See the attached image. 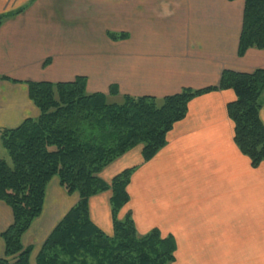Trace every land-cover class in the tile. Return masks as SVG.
I'll return each instance as SVG.
<instances>
[{
	"label": "crops",
	"instance_id": "crops-1",
	"mask_svg": "<svg viewBox=\"0 0 264 264\" xmlns=\"http://www.w3.org/2000/svg\"><path fill=\"white\" fill-rule=\"evenodd\" d=\"M243 11V0H0V14L12 13L0 26V129L39 116L27 82L83 76L88 93L161 99L216 86L225 69H264L263 49L238 55ZM235 98L230 89L194 97L150 160L137 146L98 174L109 182L133 168L118 218L128 214L139 236L153 229L171 236L173 264H264V160L253 166L234 141L227 104ZM259 101L264 125V90ZM110 197L89 199L91 221L108 235ZM77 201L52 178L23 238L45 240ZM12 221L0 201V234Z\"/></svg>",
	"mask_w": 264,
	"mask_h": 264
},
{
	"label": "trees",
	"instance_id": "trees-1",
	"mask_svg": "<svg viewBox=\"0 0 264 264\" xmlns=\"http://www.w3.org/2000/svg\"><path fill=\"white\" fill-rule=\"evenodd\" d=\"M243 1L239 56L249 48L264 50V0ZM11 14H0V26ZM123 36L109 34L114 40ZM26 84L39 116L25 119L16 128L0 129L1 144L11 161L0 159V201L11 208L13 216L0 234L4 244L0 264H30L33 245L24 246L22 238L41 214L52 178L68 194L77 193L78 201L42 242L36 264H173L171 236L163 237L157 229L139 236L128 214L118 218L129 200L127 185L133 168L122 170L109 182L98 174L140 145L143 160H150L166 144L173 125L186 116L189 102L208 91L235 93V100L227 104L234 141L253 166L264 160V125L259 116L263 68L252 72L225 69L216 86L183 88L161 99L123 95L117 100L100 92L88 93L83 76L69 82ZM118 93L111 85L108 95ZM105 191L111 192L110 235L89 216V199Z\"/></svg>",
	"mask_w": 264,
	"mask_h": 264
},
{
	"label": "rangeland",
	"instance_id": "rangeland-1",
	"mask_svg": "<svg viewBox=\"0 0 264 264\" xmlns=\"http://www.w3.org/2000/svg\"><path fill=\"white\" fill-rule=\"evenodd\" d=\"M139 147H142V146L140 145ZM0 159L6 160L9 164L11 162L7 151L4 149V147L1 144V138H0ZM123 207L120 209V211L123 209ZM120 211H119V213H120ZM119 219H121V218H119ZM28 239L27 238H22V243H23L24 246H26V245H28V241L30 243L33 242V244H32L33 245V250H32L31 256H30V264H36V262H35L36 254L38 253V251H39V249L41 247V244L44 241V239L41 242H40V238L39 237H37L34 240L33 239L32 240H28ZM1 257H4V254Z\"/></svg>",
	"mask_w": 264,
	"mask_h": 264
}]
</instances>
